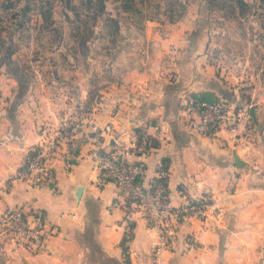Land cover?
Masks as SVG:
<instances>
[{
  "label": "rangeland",
  "instance_id": "374dc122",
  "mask_svg": "<svg viewBox=\"0 0 264 264\" xmlns=\"http://www.w3.org/2000/svg\"><path fill=\"white\" fill-rule=\"evenodd\" d=\"M149 35H187L203 51L223 85L217 100L238 129L222 142L224 190L203 195L209 216L187 218L175 237L191 219L209 221L219 264H264V0H0V98L11 95L6 116L43 97L84 101L77 115H90L112 81L148 68L154 53L160 57ZM172 50L162 66L172 62ZM71 126L42 128L50 136ZM235 153L244 168L236 167ZM13 246L0 227V264H34L36 254Z\"/></svg>",
  "mask_w": 264,
  "mask_h": 264
},
{
  "label": "crops",
  "instance_id": "0c3cea01",
  "mask_svg": "<svg viewBox=\"0 0 264 264\" xmlns=\"http://www.w3.org/2000/svg\"><path fill=\"white\" fill-rule=\"evenodd\" d=\"M147 40L156 41L160 57L154 53L148 68H132L118 83L112 81L98 97L93 113L80 119L76 109L84 101L30 99L19 112L6 116V101L11 95L3 93L5 97L0 98V214L9 207L26 205L43 210L56 228L44 251L34 257V264H153L154 235L146 219L135 214L134 238L126 242L124 221L129 206L113 205L118 195L115 185L104 189L96 186L99 172L91 158L96 128L107 151L117 144L127 145L140 130L157 138L158 148L146 160L148 183L158 165L167 164L173 205L205 193L219 195L224 190L227 148L222 142H231L229 138L238 129L222 131L215 138L199 137L186 125L180 108L185 94L217 100L224 93L215 68L203 51L188 43L187 35H149ZM170 49L175 54L170 57L172 62L162 66ZM60 123L72 125L70 129L80 127L77 137L82 144L72 169L67 168L69 157L63 145L54 162V183L32 187L17 179L19 169L44 139L42 127L53 130ZM107 127L112 130L107 131ZM126 158L140 160L135 155ZM214 241L209 221L191 219L165 254V263L219 264L211 249Z\"/></svg>",
  "mask_w": 264,
  "mask_h": 264
},
{
  "label": "built area",
  "instance_id": "2783aa9c",
  "mask_svg": "<svg viewBox=\"0 0 264 264\" xmlns=\"http://www.w3.org/2000/svg\"><path fill=\"white\" fill-rule=\"evenodd\" d=\"M181 111L188 128L199 137L215 138L222 131L233 129L236 118L221 100L199 98L194 94H185L181 100ZM80 127L63 129L54 135L45 133L41 144L33 150L31 156L19 169L16 178L28 182L32 187H46L56 181L54 162L60 148L64 145L69 157L67 168L73 167V158L81 147L82 140L77 137ZM107 127V131H111ZM95 147L91 158L99 172L96 186L104 189L113 184L118 195L113 203L117 206H129L125 219L126 242L134 238L133 217L142 215L149 231L154 235L152 244L153 264H166L165 254L170 251L175 240V228L187 218L205 219L211 212V206L203 195L189 197L179 205H173L169 194L170 171L168 165L161 162L156 175L148 183L147 158L158 148V139L147 130H140L127 145L117 144L107 151L101 141L102 134L95 129ZM131 155L139 157L131 162ZM0 227L5 239L16 249H24L30 254L44 251L48 240L56 233L41 209L26 205L7 208L0 218Z\"/></svg>",
  "mask_w": 264,
  "mask_h": 264
},
{
  "label": "water",
  "instance_id": "95a60500",
  "mask_svg": "<svg viewBox=\"0 0 264 264\" xmlns=\"http://www.w3.org/2000/svg\"><path fill=\"white\" fill-rule=\"evenodd\" d=\"M234 158H235V165L237 168H244L246 166V162L244 160H242L239 156H237V154H234Z\"/></svg>",
  "mask_w": 264,
  "mask_h": 264
},
{
  "label": "trees",
  "instance_id": "16d2710c",
  "mask_svg": "<svg viewBox=\"0 0 264 264\" xmlns=\"http://www.w3.org/2000/svg\"><path fill=\"white\" fill-rule=\"evenodd\" d=\"M181 108V107H180Z\"/></svg>",
  "mask_w": 264,
  "mask_h": 264
}]
</instances>
